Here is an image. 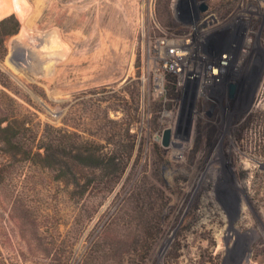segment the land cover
I'll list each match as a JSON object with an SVG mask.
<instances>
[{"label":"rangeland","instance_id":"rangeland-1","mask_svg":"<svg viewBox=\"0 0 264 264\" xmlns=\"http://www.w3.org/2000/svg\"><path fill=\"white\" fill-rule=\"evenodd\" d=\"M186 1L216 16L202 33L229 60L216 79L206 44L180 74L160 53L159 38L188 33ZM0 11L20 23L0 25V264H219L216 197L252 212L246 248L220 264H264V0H0Z\"/></svg>","mask_w":264,"mask_h":264},{"label":"built area","instance_id":"built-area-1","mask_svg":"<svg viewBox=\"0 0 264 264\" xmlns=\"http://www.w3.org/2000/svg\"><path fill=\"white\" fill-rule=\"evenodd\" d=\"M184 8V17H182V23L189 29L188 33L184 34L181 38H164L161 37L158 40V46L160 48V53L164 54L166 57L172 58V62L170 65V69L177 73H182V67L179 63L181 60H186L189 56V51L191 46L194 42H199L200 45H208L209 47L213 48L215 47L214 41L210 38H206V35L202 34L204 32H207L209 29H213L216 27V16L214 14H206L208 11V8L206 9H195L194 13L188 8H190L187 1L183 3ZM188 5V6H187ZM201 7L199 4L198 7ZM197 7V8H198ZM196 15L197 20L194 21V16ZM206 14V15H203ZM203 15V16H202ZM198 17L200 19H198ZM197 28H200L201 34H196L194 32ZM212 58L213 63L210 66L209 74H211V77L218 78L219 74H222L226 71V68L229 65V60H221L216 58V54L214 53V48L212 49ZM166 66V63L164 64ZM184 69V67H183ZM231 85H229V93L231 94Z\"/></svg>","mask_w":264,"mask_h":264},{"label":"flooded vegetation","instance_id":"flooded-vegetation-1","mask_svg":"<svg viewBox=\"0 0 264 264\" xmlns=\"http://www.w3.org/2000/svg\"><path fill=\"white\" fill-rule=\"evenodd\" d=\"M230 96L232 95L230 94ZM247 174L248 171L240 173V177H242L246 189ZM246 189L245 191H247ZM257 196L259 198V194H257ZM245 197L247 203L250 204L251 198H253V196L249 198V196L246 195ZM257 199L255 200L258 201ZM219 201L220 200L216 197V259H219L220 264V255L223 257V261H226L227 256L233 254V251H236L239 248H246V242H242L239 235L246 234L248 229H250V221H248V219L252 218V212L251 210L248 212L244 210L242 198H239L234 212H232L230 208L227 209L226 206L221 209ZM256 206L259 209L258 211L261 212V202L256 204ZM223 211H225L226 214H224ZM255 216L263 223L264 214L262 212L260 213L259 217L257 212H255ZM244 249L242 251H244Z\"/></svg>","mask_w":264,"mask_h":264},{"label":"trees","instance_id":"trees-1","mask_svg":"<svg viewBox=\"0 0 264 264\" xmlns=\"http://www.w3.org/2000/svg\"><path fill=\"white\" fill-rule=\"evenodd\" d=\"M9 19H13L15 20V24L13 27H11L9 29V31L7 32V34H14V33H17L20 29V23L19 21L15 18L14 14H10L9 16L3 18L2 20H0V25H3L5 24ZM17 131V132H16ZM14 130L13 132V137H14V140L17 141L18 144H20V147L22 146V142H21V137H22V134H21V131H19L18 129L17 130ZM30 153V151L28 152ZM147 226V230L144 231V233L146 234L145 237H142L138 244H139V253L138 255L139 256H142L143 254H145V252H149L150 251V248L153 244H156L157 240L159 239V236H160V222L159 223H155V224H152V225H146ZM143 259H145V257H142Z\"/></svg>","mask_w":264,"mask_h":264},{"label":"water","instance_id":"water-1","mask_svg":"<svg viewBox=\"0 0 264 264\" xmlns=\"http://www.w3.org/2000/svg\"><path fill=\"white\" fill-rule=\"evenodd\" d=\"M201 8L204 10L207 8V5L203 4V5H201ZM234 87H235V85H231V95H233ZM167 133H168V131H167ZM163 143L166 144V142H163Z\"/></svg>","mask_w":264,"mask_h":264},{"label":"bare ground","instance_id":"bare-ground-1","mask_svg":"<svg viewBox=\"0 0 264 264\" xmlns=\"http://www.w3.org/2000/svg\"><path fill=\"white\" fill-rule=\"evenodd\" d=\"M10 1V0H9ZM12 2H13V4L15 3V4H17V2H18V0H11ZM17 7V6H16ZM9 8V7H8ZM6 12V11H5ZM2 12L0 11V14H1ZM4 14V13H3ZM2 15V14H1ZM0 15V16H1Z\"/></svg>","mask_w":264,"mask_h":264}]
</instances>
